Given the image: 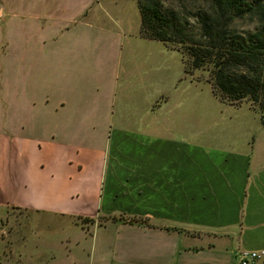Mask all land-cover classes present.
<instances>
[{
  "label": "crops",
  "instance_id": "obj_1",
  "mask_svg": "<svg viewBox=\"0 0 264 264\" xmlns=\"http://www.w3.org/2000/svg\"><path fill=\"white\" fill-rule=\"evenodd\" d=\"M129 1H84L58 44L50 0H0V223L85 222L91 264H240L264 251V126L141 38Z\"/></svg>",
  "mask_w": 264,
  "mask_h": 264
},
{
  "label": "trees",
  "instance_id": "obj_2",
  "mask_svg": "<svg viewBox=\"0 0 264 264\" xmlns=\"http://www.w3.org/2000/svg\"><path fill=\"white\" fill-rule=\"evenodd\" d=\"M137 2L141 38L178 51L193 80L205 70L218 100L249 104L264 126V0Z\"/></svg>",
  "mask_w": 264,
  "mask_h": 264
},
{
  "label": "rangeland",
  "instance_id": "obj_3",
  "mask_svg": "<svg viewBox=\"0 0 264 264\" xmlns=\"http://www.w3.org/2000/svg\"><path fill=\"white\" fill-rule=\"evenodd\" d=\"M84 1L86 0H50L51 11L45 17L44 23L52 25L53 37L58 44L61 40V30L78 24L83 19V15L78 18L75 16L85 7ZM133 4V1L124 0L125 7ZM184 5L189 7L188 3ZM176 7L179 8V5L176 4ZM23 23L26 24L27 21ZM195 77L205 82V94L211 93V85L206 82L207 72L197 71ZM206 100L210 106L208 99L202 100L199 103V113L207 107ZM221 106L214 98L215 121L220 125L238 124V117L228 119L226 109L224 112L219 110ZM229 108L231 112L232 108ZM209 113L211 114V110ZM200 123L199 119V125ZM203 124L205 125V121ZM85 224L87 223L48 214L9 210L4 221L0 223V264H91L85 248L91 243L89 240L93 232L88 231Z\"/></svg>",
  "mask_w": 264,
  "mask_h": 264
},
{
  "label": "built area",
  "instance_id": "obj_4",
  "mask_svg": "<svg viewBox=\"0 0 264 264\" xmlns=\"http://www.w3.org/2000/svg\"><path fill=\"white\" fill-rule=\"evenodd\" d=\"M264 259V251L261 252H243L240 255V264H254Z\"/></svg>",
  "mask_w": 264,
  "mask_h": 264
}]
</instances>
